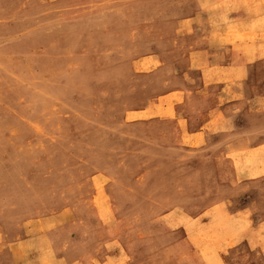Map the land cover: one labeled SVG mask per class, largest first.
I'll use <instances>...</instances> for the list:
<instances>
[{
	"label": "rangeland",
	"instance_id": "obj_1",
	"mask_svg": "<svg viewBox=\"0 0 264 264\" xmlns=\"http://www.w3.org/2000/svg\"><path fill=\"white\" fill-rule=\"evenodd\" d=\"M262 2L0 0V264H264Z\"/></svg>",
	"mask_w": 264,
	"mask_h": 264
},
{
	"label": "crops",
	"instance_id": "obj_2",
	"mask_svg": "<svg viewBox=\"0 0 264 264\" xmlns=\"http://www.w3.org/2000/svg\"><path fill=\"white\" fill-rule=\"evenodd\" d=\"M261 6L263 7V13L262 14H264V0L262 2ZM201 50H202V52H205L204 54L206 55V58L208 60H211V62L212 61L215 62L220 57V50H218L217 48H212L211 46H205ZM232 66L233 65H231V68H232ZM236 69H234V70H236ZM231 71H233V69Z\"/></svg>",
	"mask_w": 264,
	"mask_h": 264
}]
</instances>
